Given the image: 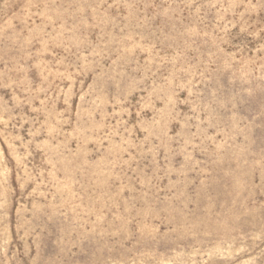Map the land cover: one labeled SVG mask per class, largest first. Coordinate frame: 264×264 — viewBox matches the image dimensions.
Returning a JSON list of instances; mask_svg holds the SVG:
<instances>
[{
	"label": "rangeland",
	"instance_id": "1",
	"mask_svg": "<svg viewBox=\"0 0 264 264\" xmlns=\"http://www.w3.org/2000/svg\"><path fill=\"white\" fill-rule=\"evenodd\" d=\"M0 264H264V0H0Z\"/></svg>",
	"mask_w": 264,
	"mask_h": 264
}]
</instances>
